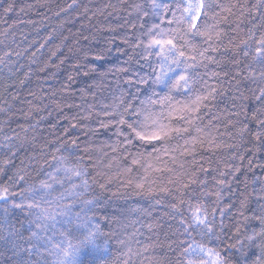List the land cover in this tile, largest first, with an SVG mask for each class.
<instances>
[{"label":"trees","instance_id":"trees-1","mask_svg":"<svg viewBox=\"0 0 264 264\" xmlns=\"http://www.w3.org/2000/svg\"><path fill=\"white\" fill-rule=\"evenodd\" d=\"M157 2L167 4L172 0ZM247 2L251 5L256 0ZM7 3H12L14 8L5 13L0 7V58H3L0 60V167H4L2 161L6 154L11 156L8 148L3 147L9 144L5 137L13 138L11 143L15 147L12 151L16 154L11 156L7 171H0V185L8 184L9 177L20 168L27 173L28 184H38L41 180L53 183L57 189L54 194L71 189L72 184L81 185L74 191L84 195L80 199L69 197L65 203L75 199L72 218L85 208L92 224L99 226L103 234L99 242L107 241L108 251L102 256L105 264H180L184 259L181 250L187 246L181 241L192 240L218 248L230 264H235L240 253L229 245L235 244L237 238L247 244L244 237L259 232L262 227L257 217L264 215V199L259 198L264 194L261 191L264 189V148L257 151L253 146L251 134L257 131L255 121H244L250 130L244 139L237 135V128L228 125L229 120H244V112L251 116L260 107L253 95V90L259 94L258 84L244 80L246 72L241 73L239 84L233 78L240 69L232 63V53L221 49L212 54L219 64L209 65L208 70L221 73L223 85L218 91L222 94L216 95L215 100L201 110L202 118L196 122L201 129L216 135L220 144L215 152L201 151L197 158L206 167L229 172L224 177H219L218 171L199 173L201 179L207 180L205 191L214 192L220 188L214 177L226 181L219 204L215 203L214 195L204 198L210 213L216 209L209 219L215 221L219 239L213 236L209 242L198 229H189L191 236L183 233L179 215L165 206L176 201L171 195L159 192V188H173L168 179L175 173H153L155 183L146 184L144 191L126 186L122 169L130 161L123 158L122 147L114 153L108 146L123 138L115 135L114 126L102 129L99 125L101 120L118 118L105 117L104 112H122L129 102L139 106L149 96L158 99L167 91L153 83L155 74L151 65L155 57L146 62L141 59L143 49L133 47L146 31L141 24L160 23L151 14L149 0H75V3L73 0H4V7ZM134 4L142 5L149 16L141 18L142 13L132 7ZM256 20L261 22L259 13ZM161 27L168 25L165 23ZM240 27L247 31L248 20ZM125 40L128 42L124 43ZM5 53L10 55L5 56ZM97 54L103 58L94 59ZM120 68L129 71L120 72ZM140 77H145L147 83H138ZM208 79L203 77V80ZM126 80H133L135 86L125 83ZM201 83L202 80L194 87L199 89ZM209 83L215 85L217 80L211 79ZM153 93L158 95L153 96ZM234 112H239L240 116L232 115ZM173 123L183 124V121L174 120ZM73 124L76 127H72ZM54 156L65 157L66 167L79 165L85 175L69 178L63 171L56 172L58 161ZM203 157H208L211 164L203 161ZM163 159L168 160V157ZM228 166H231L230 170ZM168 167L180 171L170 161ZM48 173L63 186L53 182ZM133 175H143V170L136 168ZM83 181L88 183L86 192ZM102 184L104 188H101ZM149 186L154 189L151 194L146 191ZM15 190L19 191V188ZM186 191H191L194 198H201L199 185H192ZM84 199L92 200V205L85 206ZM245 199L242 208L241 201ZM158 200L161 203H157ZM220 208H225L223 216ZM11 212L16 227L27 236V223L23 226L19 223L25 217L16 209ZM245 217L249 219L245 220ZM58 227L63 230L68 225ZM237 227L240 229L238 237ZM245 251L247 261L255 259L259 253L254 245ZM27 258V253L17 254L10 241L0 240V264H20ZM31 259L35 261L36 257ZM55 259V256L45 254L41 264H53Z\"/></svg>","mask_w":264,"mask_h":264},{"label":"snow or ice","instance_id":"snow-or-ice-1","mask_svg":"<svg viewBox=\"0 0 264 264\" xmlns=\"http://www.w3.org/2000/svg\"><path fill=\"white\" fill-rule=\"evenodd\" d=\"M149 2L151 14L155 15L160 23H152L150 26L141 24L142 28L146 27V31L137 38L133 47L143 49L141 59L146 62L151 57H155L151 65L155 74L153 83L167 91L158 99L149 96L146 100H142L139 106L129 102L123 106L122 112L106 111L103 113L105 117L118 116V118L101 120L99 125L102 129L114 126L115 135L123 138L108 146L114 153L122 147L123 158L130 161L122 169L125 176L124 184L144 191L146 184L155 183L153 173H175L168 179V183L174 185L173 188L167 186L159 188V192L166 196L171 195L176 201L165 206L179 215V224L184 226L183 233L191 236L189 229L195 228L202 237H206L211 242L213 236L219 239L216 235L215 221L209 219L210 215H215L216 209L210 213L205 206L207 201L204 198L214 195L215 203L219 204L222 198L221 189L226 181L214 177L216 185L220 188L214 192L205 191L207 180L199 176L201 172L208 174L218 170L206 167L205 163L197 158L198 153L215 152L220 147L216 135L201 129L196 123L202 118L201 110L207 108L215 100L216 95L222 94L218 91V87L222 88L223 85V80L220 79L221 73L209 71L208 66L219 64L216 56L212 54L225 49L232 53L230 59L240 69L233 77L237 83H240L241 73L246 72L244 80L258 84L259 94L256 95L253 90V95L260 102V107L253 111L251 116L244 112V120H229L228 125L237 128V135L244 139L250 131L244 121H255L257 131L251 134L255 142L253 146L257 151L264 148V0H256V3L251 5L247 0L243 2L241 0H227V2L226 0H172V3L167 4H160L157 0H149ZM0 7H3L5 13L12 12L14 8L12 3H7L4 7V0H0ZM132 7L138 13H142L141 18L149 16V12L145 11L142 5L134 4ZM257 13L261 22L256 20ZM245 20L250 24L247 31L240 27ZM165 23L168 27H161ZM233 24L235 27H232ZM132 27L134 28L135 25ZM229 32L232 34L229 35ZM8 55L10 53H5V56ZM102 58L99 54L94 57L97 60ZM200 69L204 71L201 72ZM118 71L128 72L129 69L120 68ZM204 76L209 79L203 80ZM211 79H216L217 84H210ZM201 80L200 88H195L194 85ZM125 83L135 86L133 80H126ZM138 83L145 84L147 80L145 77H140ZM156 95L158 94L153 93V96ZM177 96L180 98L178 99ZM240 98L242 99L243 95ZM121 103L123 104V101ZM232 115L239 117L240 113L234 112ZM174 120L183 121V124H174ZM72 127L76 125L73 124ZM5 139L9 144L3 147H7L11 156H15L16 153L12 151L15 145L11 143L13 138L5 137ZM180 140H183L182 144L179 143ZM225 147L231 148L235 145H225ZM133 148L136 150L133 151ZM149 148L151 151H147ZM11 156L6 154V158L2 161L4 167H0V171H7ZM163 157H168V160H164ZM188 157H191V160ZM54 159L58 161L55 166L56 172L63 171L69 175V178L85 175L79 165L64 166L65 157L54 156ZM202 159L211 164L208 157ZM169 161L177 165L180 171L168 167ZM161 164L164 167H160ZM228 167L230 170L231 166ZM136 168L142 169L143 175H133ZM228 174L229 172L226 171H218L219 177ZM48 175L53 182H59L63 186L62 182L56 181L52 173ZM26 176L27 173L20 168L9 177L8 184L0 185V202H3L0 205L2 210L0 240L10 241L17 249V254L27 253L28 258L20 261V264H41V257L45 254L56 257L53 264H105L102 256L108 251L107 241L103 244L99 242V237L103 235L99 231V226L92 224V218L87 217L85 208L74 214L75 219L72 218L75 199L65 203L69 197L80 199L84 195L83 192L74 191L81 185L72 184L71 189L54 194L57 193V189L53 187V183L41 180L38 184H28ZM192 185L201 186V198H194L191 191H186ZM82 186L86 192L87 181H83ZM17 187L19 191L15 190ZM101 188H104L103 184ZM146 191L151 194L154 189L149 186ZM261 191L264 193V189ZM259 198L264 199V194ZM82 203L88 206L92 205L93 201L84 199ZM157 203L161 201L158 200ZM245 204L246 199L241 201V207L243 208ZM12 209L18 210L25 217L19 220V223L21 226L27 223V236L20 232L11 219ZM219 212L223 216L225 208H220ZM81 213L85 215L82 216ZM247 219L249 218L245 217V220ZM257 219L262 225L261 230L246 235L244 239L247 244L237 238L235 244L229 245L240 253L235 264H264V215ZM58 225H68V227L61 230ZM239 232L240 229L237 227V237ZM184 243L187 246L181 250L184 259L180 264H230L216 247H209L195 240L181 241V244ZM253 245L259 253L255 259L247 261L244 259L247 255L245 249ZM33 256L36 257L35 261L31 259Z\"/></svg>","mask_w":264,"mask_h":264}]
</instances>
